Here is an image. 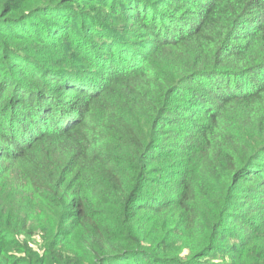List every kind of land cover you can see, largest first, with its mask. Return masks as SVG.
Wrapping results in <instances>:
<instances>
[{
  "label": "trees",
  "instance_id": "trees-1",
  "mask_svg": "<svg viewBox=\"0 0 264 264\" xmlns=\"http://www.w3.org/2000/svg\"><path fill=\"white\" fill-rule=\"evenodd\" d=\"M0 264H264V0H0Z\"/></svg>",
  "mask_w": 264,
  "mask_h": 264
},
{
  "label": "rangeland",
  "instance_id": "rangeland-1",
  "mask_svg": "<svg viewBox=\"0 0 264 264\" xmlns=\"http://www.w3.org/2000/svg\"><path fill=\"white\" fill-rule=\"evenodd\" d=\"M33 246H36L35 244H33ZM209 259L215 260V261H219V256L215 255L214 253H212L211 257Z\"/></svg>",
  "mask_w": 264,
  "mask_h": 264
}]
</instances>
